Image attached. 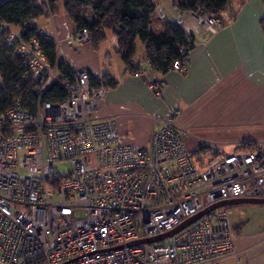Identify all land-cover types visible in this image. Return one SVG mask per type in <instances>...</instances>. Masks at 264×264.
Returning <instances> with one entry per match:
<instances>
[{"label": "built area", "instance_id": "obj_1", "mask_svg": "<svg viewBox=\"0 0 264 264\" xmlns=\"http://www.w3.org/2000/svg\"><path fill=\"white\" fill-rule=\"evenodd\" d=\"M195 17L212 32L223 26L220 15ZM77 31L75 42L90 40L86 29ZM5 40L27 58L30 76L48 75L46 87L57 67L38 40L19 32ZM189 51L171 69L185 71ZM97 80L93 86L86 69H75L61 101L39 97L30 109L15 98L0 113V264H220L230 257L245 264L223 207L159 241H137L218 201L264 197V142L203 161L187 149L174 108L153 117L146 146L122 143L114 116L98 114L107 87ZM64 160L70 172L53 171Z\"/></svg>", "mask_w": 264, "mask_h": 264}, {"label": "crops", "instance_id": "obj_2", "mask_svg": "<svg viewBox=\"0 0 264 264\" xmlns=\"http://www.w3.org/2000/svg\"><path fill=\"white\" fill-rule=\"evenodd\" d=\"M152 1L155 33L161 32V23L166 20L179 23L191 34L190 61L183 72L154 71L139 39L132 60L135 70L126 69L112 32L114 39L109 40L107 30L105 39L95 48L90 41L75 42L76 25L62 8L49 20L43 18L47 32L36 24L42 18L34 24L45 33L56 29L60 39L57 55L73 70L84 68L94 79L108 74L116 81L107 88L98 114L114 116L120 142L146 146L153 117L165 116L174 108L180 110L176 123L184 130L187 149L191 153L200 151L203 161L264 142V1L232 0L234 18L229 20L226 15L223 26L215 32L204 29L192 12L180 10L178 0ZM86 19L91 22L93 15ZM200 125L217 138L203 140L194 134L193 129ZM238 225L233 229L240 262L264 264V232L257 242L245 243L244 235H240L242 223ZM228 259L233 257L223 261Z\"/></svg>", "mask_w": 264, "mask_h": 264}, {"label": "trees", "instance_id": "obj_3", "mask_svg": "<svg viewBox=\"0 0 264 264\" xmlns=\"http://www.w3.org/2000/svg\"><path fill=\"white\" fill-rule=\"evenodd\" d=\"M43 1L38 0H0V25L6 23L20 29V35L27 40L35 37L49 65H56V73L45 87L48 75L35 78L28 73L27 58L17 54L13 45L5 40L6 32L0 30V113L5 111L15 98L22 105L34 107L39 97L44 102H58L68 95L69 82L73 81L75 70L59 59L57 47L49 33H41L34 24L37 18L46 15ZM59 0H48L52 13L59 6ZM61 8L76 25L77 30L86 29L90 33L93 47L105 39L107 30L112 32L117 43L116 49L128 70H135L132 60L136 50V40L145 45V57L154 71L165 74L171 69L173 61L182 59L181 51L189 49L191 34L176 22L163 21L161 32L152 29V15L155 4L152 0H61ZM232 0H178L182 11L193 14H226L234 18ZM91 10L93 20L86 19ZM264 32V17L261 19ZM104 86L111 87L116 81L108 74L101 78ZM93 86L98 80L91 78ZM240 226V225H237Z\"/></svg>", "mask_w": 264, "mask_h": 264}, {"label": "rangeland", "instance_id": "obj_4", "mask_svg": "<svg viewBox=\"0 0 264 264\" xmlns=\"http://www.w3.org/2000/svg\"><path fill=\"white\" fill-rule=\"evenodd\" d=\"M38 1H41V0H38ZM61 4L62 2L61 0H59L58 2L59 8H61ZM43 5H44L46 15L40 17L42 18V20L36 22V24H38L42 30L47 32L48 30V27L46 25L47 22L43 18H47L49 20V18H51L56 12L52 13L50 6L48 4V0H44ZM62 11L64 10L62 9ZM90 15H91V10L88 9L86 16L90 17ZM153 15H152V19H154L155 17ZM220 17L224 18L226 17V14H221ZM40 18H37V20ZM152 27H153V30H156L153 24H152ZM10 28L12 31L6 32V29H4L3 32H6V33H18L19 32L20 33V29L18 27L10 25ZM40 32L45 33V32H42L41 30ZM52 33L57 35L59 39L58 33L54 27L51 29V32L49 34L51 35ZM74 33H80V32H78L76 29ZM111 39H114V36L111 34V32H109V40ZM137 43H138L137 50H138V53H140L139 51H140L141 44L139 41ZM59 44H60V39H59ZM199 127H200L199 129L194 128L193 132L194 134L200 136L203 140L217 138L215 134H212L206 131V129H204V126L200 125ZM208 141H211V140H208ZM209 146L210 148L213 147V145H210V144ZM53 171L60 173V174L69 173L70 172V162L68 160L54 162ZM20 172H21L20 173L21 175L24 174L23 171H20ZM223 209L227 212L230 226L232 228L237 226L239 223H242V229H241L240 235H244L243 236L244 239L242 240L243 242L251 244V243L257 242L258 240L262 238V235L260 236V233L264 232V203H259V204L234 203V204H228V205L223 206ZM220 264H235V262L233 261V259H228L227 261H222Z\"/></svg>", "mask_w": 264, "mask_h": 264}, {"label": "water", "instance_id": "obj_5", "mask_svg": "<svg viewBox=\"0 0 264 264\" xmlns=\"http://www.w3.org/2000/svg\"><path fill=\"white\" fill-rule=\"evenodd\" d=\"M234 203L259 204V203H264V197L234 198V199H225V200L218 201L216 203L211 204L209 207H206V208L202 209L201 211H199L195 215L191 216L190 218L186 219L185 221L180 223L178 226H176L174 229H172V230H170V231H168V232H166V233H164L162 235H158V236H155V237L142 239L140 241H137V243L155 242V241H159V240H161L163 238L169 237V236L177 233L178 231L182 230L184 227H186L187 225H189L190 223H192L194 220L198 219L202 215L208 213L209 211H211V210H213L215 208H218V207H223L225 205L234 204Z\"/></svg>", "mask_w": 264, "mask_h": 264}]
</instances>
